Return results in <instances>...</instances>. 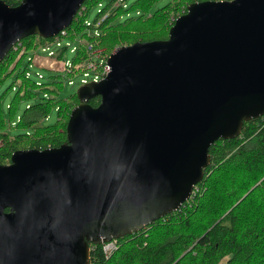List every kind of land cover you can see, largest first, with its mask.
Returning <instances> with one entry per match:
<instances>
[{
  "label": "water",
  "instance_id": "95a60500",
  "mask_svg": "<svg viewBox=\"0 0 264 264\" xmlns=\"http://www.w3.org/2000/svg\"><path fill=\"white\" fill-rule=\"evenodd\" d=\"M84 1L0 0V62L26 36L59 34ZM107 62L78 87L61 145L0 164V264H89L91 243L179 209L210 145L264 114V0L190 3L168 38L118 46Z\"/></svg>",
  "mask_w": 264,
  "mask_h": 264
},
{
  "label": "trees",
  "instance_id": "16d2710c",
  "mask_svg": "<svg viewBox=\"0 0 264 264\" xmlns=\"http://www.w3.org/2000/svg\"><path fill=\"white\" fill-rule=\"evenodd\" d=\"M5 1L15 6L22 0ZM197 1L203 0H85L65 33L58 34L76 49L64 42L51 56L65 62L71 79L81 78L90 58L99 64L101 55L108 58L118 46L168 38L175 18ZM95 6L100 10L89 19ZM54 40L26 36L0 62V84L13 73L18 83L10 84L16 88L12 100L5 102L0 94V164L9 163L17 149L55 147L66 140L71 110L80 102L77 92L60 96L57 68L50 69L49 80L37 83L26 77L29 61L23 64L29 50ZM69 48L71 59L65 57ZM37 87L45 95L19 114V100L35 98ZM89 102L96 106L100 97ZM209 153L203 178L179 209L119 237L109 257L102 243H91L89 264H264V114L246 120L238 136L213 142Z\"/></svg>",
  "mask_w": 264,
  "mask_h": 264
},
{
  "label": "rangeland",
  "instance_id": "374dc122",
  "mask_svg": "<svg viewBox=\"0 0 264 264\" xmlns=\"http://www.w3.org/2000/svg\"><path fill=\"white\" fill-rule=\"evenodd\" d=\"M100 10V6H95L92 8L89 19H94L97 11ZM63 42H65V39H61ZM50 48L54 51H57L59 48L55 42H53L50 45ZM35 56L36 61L33 64V66L30 67V79L36 80L37 83H40L42 81L49 80V74L51 73V68L55 67L59 72L62 74L60 78L63 81V87L62 91L60 93V96L62 97H67L71 92H76L78 87L82 85L80 82L79 77L74 78V83L70 84L69 80L71 77H69L66 73L65 70V62L62 59H57L53 56L48 55V51L43 50L42 46H38L32 50H29L28 53L24 56L23 58V64L28 63V56ZM73 55V52L69 50L66 52L65 57L67 59H71ZM109 57V56H108ZM38 73H41L44 75V77H40ZM16 79V73L11 74L8 76L3 83L0 84V94L3 95L2 98L5 102H8L13 99L15 93H16V88L11 87V83H15V85H18V83L15 81ZM15 81V82H14ZM37 94L36 97L28 100V99H20L19 104H18V113L22 114L24 112L25 107L28 105V103L34 102L35 99L45 95L43 90H40L39 87L36 88ZM50 120L54 121L57 116V110L56 108H53L51 113H50ZM15 131H24V129L21 128H16Z\"/></svg>",
  "mask_w": 264,
  "mask_h": 264
},
{
  "label": "built area",
  "instance_id": "2783aa9c",
  "mask_svg": "<svg viewBox=\"0 0 264 264\" xmlns=\"http://www.w3.org/2000/svg\"><path fill=\"white\" fill-rule=\"evenodd\" d=\"M62 34L65 33V30L63 29L62 31H60ZM59 32V33H60ZM55 42L57 44V46L62 45L64 42L61 40V38L58 36V34L55 36V40L52 42H47L45 45H41L43 50L48 51V55H53L54 54V50H52L50 48V45ZM66 44L71 46V50L74 51L76 49V46L73 45L70 41H65ZM90 51L92 56L97 55L98 53L96 51L92 50V44L89 45ZM23 53V50L21 51L20 55ZM109 56V55H108ZM107 57L106 55H101L100 58V63L97 64L92 58H90L87 61V69L84 70V72L81 74V78H80V82L83 83H87L89 81H98L100 79H102L103 77H105V75L109 72L110 70V65L107 62ZM28 68H26V77H30V67L33 66V64L36 61L35 56L31 55L28 56ZM68 66H71L72 63L70 61L67 62ZM38 75L40 77H44V75H42L41 73H38ZM69 83L72 84L74 83V79H70ZM118 238H112L108 241L102 242V247H103V251L105 253V255L107 257H109L112 252L117 248L118 246Z\"/></svg>",
  "mask_w": 264,
  "mask_h": 264
}]
</instances>
